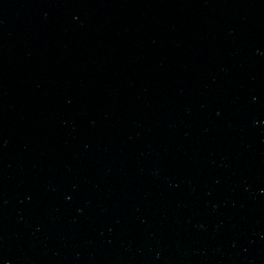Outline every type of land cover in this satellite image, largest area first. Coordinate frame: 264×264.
Returning <instances> with one entry per match:
<instances>
[{"label": "water", "instance_id": "water-1", "mask_svg": "<svg viewBox=\"0 0 264 264\" xmlns=\"http://www.w3.org/2000/svg\"><path fill=\"white\" fill-rule=\"evenodd\" d=\"M0 264H264V0H0Z\"/></svg>", "mask_w": 264, "mask_h": 264}]
</instances>
